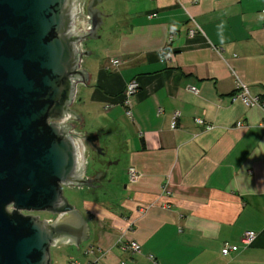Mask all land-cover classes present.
<instances>
[{
  "label": "crops",
  "instance_id": "obj_1",
  "mask_svg": "<svg viewBox=\"0 0 264 264\" xmlns=\"http://www.w3.org/2000/svg\"><path fill=\"white\" fill-rule=\"evenodd\" d=\"M126 2L115 26L107 23L115 14L102 9L98 35L105 29L108 40L101 54L87 51L89 99L78 91L75 102L102 110L101 131L118 132L140 177L126 174L118 206L80 211L89 238L80 252L60 247L52 264H264V110L233 100L241 80L264 101V0ZM113 58L122 60L116 69ZM132 80L139 89L131 118L123 92ZM249 230L257 233L251 246L222 254ZM120 239L136 240L141 251L123 250Z\"/></svg>",
  "mask_w": 264,
  "mask_h": 264
},
{
  "label": "water",
  "instance_id": "obj_2",
  "mask_svg": "<svg viewBox=\"0 0 264 264\" xmlns=\"http://www.w3.org/2000/svg\"><path fill=\"white\" fill-rule=\"evenodd\" d=\"M101 2L82 11L85 0H0V264H52L54 245L79 248L89 238L64 187L93 186L87 142L105 153L96 132L71 122L89 79L81 44L99 37Z\"/></svg>",
  "mask_w": 264,
  "mask_h": 264
},
{
  "label": "rangeland",
  "instance_id": "obj_3",
  "mask_svg": "<svg viewBox=\"0 0 264 264\" xmlns=\"http://www.w3.org/2000/svg\"><path fill=\"white\" fill-rule=\"evenodd\" d=\"M87 3L85 5V9L87 7ZM100 8L106 9L107 11H111L115 14L113 18H109L107 21L108 25L115 26L116 18H118L119 22L123 18H126L127 15L125 13L130 8V3L126 2V0H102ZM104 30L101 31V34H99L100 38L97 39L89 37L84 40L86 51L89 52V50H94L93 53L96 51L99 52V54L104 51L103 49H105L104 46L106 44L104 41L108 40L106 30ZM88 55L83 56L82 65L84 66L85 64L86 67L90 65V61L85 63V61L91 57H88ZM78 89V91H80L79 98L81 97V100L82 98L84 101L89 99L87 98V85L79 86ZM81 100H77L72 105L73 110L78 112L80 118L73 119L71 122L76 125V128L82 133H85V131H95L96 133H99L101 135L100 144L106 147V153L100 156L87 145L85 151L86 176L89 177L95 174L98 170L104 171L105 175L98 186H65L64 194L71 204L84 213L85 217H88L89 215L86 213V207L94 208L109 204L116 207L120 204L123 197L122 193L124 191V184L126 183V174H128L129 168L127 158L126 156H123L124 154L122 153L124 144L119 141L120 136L118 135V132L113 133L112 136L102 132V122L106 119L102 117V110H93V112H91L92 110L89 109L90 105ZM100 160H103V163L100 162ZM35 214L39 215L43 219L55 218L53 214L48 212H36ZM66 245L68 244L54 245L51 248L52 255L56 257L60 247L65 246L67 248L73 246ZM82 245L85 246L86 242ZM76 252H80V250L77 248Z\"/></svg>",
  "mask_w": 264,
  "mask_h": 264
},
{
  "label": "built area",
  "instance_id": "obj_4",
  "mask_svg": "<svg viewBox=\"0 0 264 264\" xmlns=\"http://www.w3.org/2000/svg\"><path fill=\"white\" fill-rule=\"evenodd\" d=\"M88 0H85V5L87 3ZM196 1V0H195ZM153 16V14H150L149 17L151 18ZM198 30H200V27L198 25H195V27L191 28L189 30V34L193 35L195 34ZM171 31V37L170 40H172L174 34H175V27L171 26L170 28ZM85 48L84 43L81 44V50H83ZM162 60H164V58H162ZM82 62H83V57L81 59V66H82ZM122 63V60L120 58H113L111 60V67L112 68H118ZM139 89V83L137 80H132L130 81L126 87L125 90L123 92V104L126 108V114L127 116L132 118V109H133V96L136 94V92ZM194 93H198V90L196 87L192 86L190 88ZM233 100H241L246 106H261L264 110V101L261 99L260 96L258 95H251L248 86L242 82L241 80H238L237 82V90L234 94ZM181 116V112L180 111H176L173 114V118H172V122H171V127L172 128H177L178 126V118ZM195 121L198 124H204L205 127L207 129H211L212 125L210 124H206L205 120L203 118L200 117H196ZM244 124L242 122H238L237 126L242 127ZM261 127L264 128V119L262 120ZM128 175L130 178L131 182H135L139 179L140 177V173L137 171V169L135 167H130L128 169ZM50 222L53 221V218H47ZM257 238V233L255 231L249 230L246 231L241 239V244H231L229 242H225L222 248V254L223 255H229L232 252H236L239 251L240 248H247L249 246H251L254 241ZM120 242L122 243V249L125 251H129L131 253H137L141 251V245L139 244V242H137L136 240H129L126 242H123L122 239H120ZM89 254L94 253L92 250H88L87 251ZM150 258L155 261V258L153 255H150ZM67 264H80L77 260H71L69 261Z\"/></svg>",
  "mask_w": 264,
  "mask_h": 264
},
{
  "label": "flooded vegetation",
  "instance_id": "obj_5",
  "mask_svg": "<svg viewBox=\"0 0 264 264\" xmlns=\"http://www.w3.org/2000/svg\"><path fill=\"white\" fill-rule=\"evenodd\" d=\"M97 135L101 139V135L99 133H97ZM95 138H96L95 136H92L91 139H95ZM93 143H96V144H98L99 147H102L103 150H104V152L106 153V147L105 146H102L100 144V140H99V142L98 141H95ZM86 145H88L89 147H91L96 152V148H94L93 146H91L89 142H87ZM99 155L101 156L103 154H99ZM103 177H104V171H100V170H98L95 174L89 176L90 180L93 181L92 182V185H95V186L100 185V182H101V180H102Z\"/></svg>",
  "mask_w": 264,
  "mask_h": 264
},
{
  "label": "bare ground",
  "instance_id": "obj_6",
  "mask_svg": "<svg viewBox=\"0 0 264 264\" xmlns=\"http://www.w3.org/2000/svg\"><path fill=\"white\" fill-rule=\"evenodd\" d=\"M81 9H82V11H83V9H85V6H83ZM87 28H89V25H88V24H86L85 29L87 30ZM85 148H86V147H85Z\"/></svg>",
  "mask_w": 264,
  "mask_h": 264
}]
</instances>
